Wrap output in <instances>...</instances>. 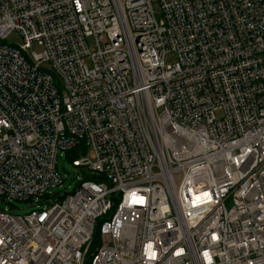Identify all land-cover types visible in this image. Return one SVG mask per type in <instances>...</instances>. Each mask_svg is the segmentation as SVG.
<instances>
[{"label":"built area","instance_id":"built-area-1","mask_svg":"<svg viewBox=\"0 0 264 264\" xmlns=\"http://www.w3.org/2000/svg\"><path fill=\"white\" fill-rule=\"evenodd\" d=\"M0 197V264H264V0H0Z\"/></svg>","mask_w":264,"mask_h":264},{"label":"rangeland","instance_id":"rangeland-1","mask_svg":"<svg viewBox=\"0 0 264 264\" xmlns=\"http://www.w3.org/2000/svg\"><path fill=\"white\" fill-rule=\"evenodd\" d=\"M155 7L157 8V5H155ZM6 42L14 45H21L23 43V39L18 31H13L8 35ZM27 50L28 52L40 51V47L34 43L32 46H29ZM175 60L176 57L174 53H169L166 57L167 64H172ZM216 114L218 117L221 116V112H217ZM91 149L92 147H87L86 154H90ZM57 167L59 172L62 174L64 181L60 188H53L52 192H72L83 177V173L81 171L82 168L74 166L66 154L59 156ZM0 208H7L12 214L22 215L30 212L34 208V205H30L28 201L3 199L0 197ZM87 258L85 259L84 264H87Z\"/></svg>","mask_w":264,"mask_h":264},{"label":"trees","instance_id":"trees-1","mask_svg":"<svg viewBox=\"0 0 264 264\" xmlns=\"http://www.w3.org/2000/svg\"><path fill=\"white\" fill-rule=\"evenodd\" d=\"M78 147L77 148H75V149H73V150H70V151H68L67 153H66V155H67V157L71 160V162L75 159V158H77V152H78ZM98 240H99V234L97 233V235H96V239L95 240H93V245H95V244H97V242H98Z\"/></svg>","mask_w":264,"mask_h":264}]
</instances>
